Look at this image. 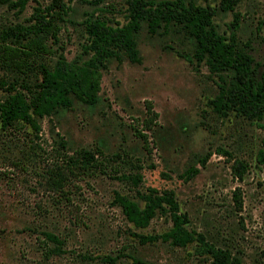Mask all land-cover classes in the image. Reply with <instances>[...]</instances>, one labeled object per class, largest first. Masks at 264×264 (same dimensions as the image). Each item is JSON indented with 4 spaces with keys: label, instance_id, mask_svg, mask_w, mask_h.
Instances as JSON below:
<instances>
[{
    "label": "rangeland",
    "instance_id": "obj_1",
    "mask_svg": "<svg viewBox=\"0 0 264 264\" xmlns=\"http://www.w3.org/2000/svg\"><path fill=\"white\" fill-rule=\"evenodd\" d=\"M48 1L27 0L21 9L0 4V27L28 24L34 7ZM195 1L214 7L217 30L264 69V0H236L232 9H222L219 0ZM63 2L59 29L48 38L51 58L87 57V13L126 20L125 0ZM192 46L179 33L149 34L142 26L137 60L111 56L93 103L72 98L70 107L39 117L37 136L27 127L0 129V264H137L134 258L208 264L210 254L198 242L177 246L159 236L170 226L167 212L139 227L115 198L119 193L142 204V195L164 189L173 192L188 229L241 264H264V164L255 158L260 120L213 108L220 76L192 56ZM147 102L156 112L149 128L143 124ZM79 147L100 149L94 157L105 171L68 173L55 189L49 168ZM188 167L195 172H185Z\"/></svg>",
    "mask_w": 264,
    "mask_h": 264
},
{
    "label": "trees",
    "instance_id": "obj_2",
    "mask_svg": "<svg viewBox=\"0 0 264 264\" xmlns=\"http://www.w3.org/2000/svg\"><path fill=\"white\" fill-rule=\"evenodd\" d=\"M27 0H0V4L21 9ZM236 0H219L222 9H232ZM126 20L111 21L102 13L89 12L83 19L87 42L84 59L66 60L62 55L51 58L48 38L59 29L60 11H65L63 0H49L43 7H34L26 25L12 24L0 27V129H18L37 136L39 117L53 113L60 107H70L72 98L93 103L99 89L100 71L111 56L125 54L137 60L136 37L143 26L149 34L169 31L181 34L193 43L192 56L203 60L209 70L221 79L218 92L211 101L220 114L234 110L250 119L260 120L262 135L255 153L256 161L264 164V69L248 50L233 36L220 33L213 20L214 7L195 0H125ZM236 24L235 21L231 22ZM6 77V78H5ZM149 119L143 123L149 128L156 115L150 102L146 104ZM140 135H143L140 133ZM58 145L65 148L62 137ZM94 153L98 148L79 147L71 154L64 153L63 165L49 168L47 180L55 189H61L68 173L105 171V166ZM188 167L185 172L193 173ZM50 188H53L51 187ZM143 203L116 194V202L125 218L132 224L146 226L156 212H167L170 226L160 237L172 245L182 246L198 242L210 254L208 264H241L227 249L205 241L200 232L186 227L187 217L178 209L173 192L151 190L142 195ZM55 235L44 231V237ZM142 236V235H141ZM137 264H153L133 259Z\"/></svg>",
    "mask_w": 264,
    "mask_h": 264
}]
</instances>
